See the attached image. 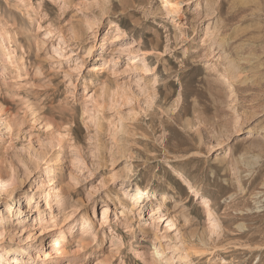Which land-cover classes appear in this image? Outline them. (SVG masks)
<instances>
[{"label":"rangeland","instance_id":"1","mask_svg":"<svg viewBox=\"0 0 264 264\" xmlns=\"http://www.w3.org/2000/svg\"><path fill=\"white\" fill-rule=\"evenodd\" d=\"M181 5L0 0L9 264H264V0Z\"/></svg>","mask_w":264,"mask_h":264},{"label":"bare ground","instance_id":"2","mask_svg":"<svg viewBox=\"0 0 264 264\" xmlns=\"http://www.w3.org/2000/svg\"><path fill=\"white\" fill-rule=\"evenodd\" d=\"M163 1H164V6L168 7L170 9V11L172 12V17L178 18V17L181 16V14H182V12H181V7H182L181 3H182V0H163ZM175 22L176 23H179L180 22V19H175ZM115 59H116V57H115ZM230 64H231V62H230ZM151 67H149V68H151ZM152 68L153 69L154 68L156 69V67H154V65H153ZM227 73L230 74L232 72L227 71ZM230 76H231V74H230ZM249 137L250 136H247L246 135V138L245 139H247ZM3 173L4 172H2L0 170V185H4V183H5L4 176H8V174H9V172H6L7 173L6 175H4L5 173L4 174ZM113 175H114V173L112 174V176ZM12 177H14L13 174L10 175V178H12ZM125 187H126L127 190H130L131 192H133V194H134L133 197H134L135 203L136 204H139V205L142 204V206H144L146 204L145 198H144L145 195L146 194L148 195V193H154V190L152 191L147 186L142 187L140 185H136V187H135L136 189H134L133 187L131 188L129 184H127V185L125 184ZM56 201H57V205H58V208L59 209H61L63 207V205L66 203V200H65V198L62 195L58 196L56 198ZM117 201H119V203L117 202V205H120L121 206V205L125 204V202H124L123 199L122 200H117ZM160 201L162 202V204L164 203V201H165L164 195H161L160 196ZM106 202L109 203L107 199H106ZM157 207L160 209L161 204L157 205ZM20 213H21V211H20V209H18V212L15 213V215L20 216ZM12 214H14V213L12 212ZM164 214H166V215L168 214V216H166V218L170 217V219H172V214L171 213H168V210L167 209H165V213ZM6 216H8V217H6L7 218L6 220H8L13 215L6 214ZM39 216L40 217H38V219L41 220L42 215L39 214ZM87 221H88L87 216L86 215H83L82 216V225H81V228H80L81 229V234H80L81 240H83L82 239V236L88 230L87 227H86V225H85V222H87ZM68 231H69L68 229L66 230V228H62L58 233H56V232L55 233H51V235H50L51 239H50L49 243H50V245H52V248L55 251H58V250H60V252L64 251V249H65L64 248V240L66 238V235H67ZM88 233H89V235H91L93 233V231L92 232H88ZM95 235H96V233H94V236L92 238L93 241L95 239ZM78 240H77V242H78ZM96 243H98L97 244V247H98V245H101V243H99V240ZM186 246L184 244L183 248H178V259L181 260L182 262H184V264H190V262H188V258L190 257V255L192 256V253H194L195 250L193 249L194 248L193 246H190V247L189 246L186 247ZM41 249L42 248H40L39 246H35L34 243H31L30 245H25V246L19 244V246H16L15 248H12V246H10V245L9 246H2V248H0V264H9L10 261H12L14 263H20L21 262L20 260H23L24 255L25 254H29V253L34 254L36 256H40V254H39L40 252L39 251ZM153 251H154V255H153L152 258H153V260L155 261V264H156L157 261L159 259H161V258L158 257V253H159L158 250H156L154 248Z\"/></svg>","mask_w":264,"mask_h":264}]
</instances>
